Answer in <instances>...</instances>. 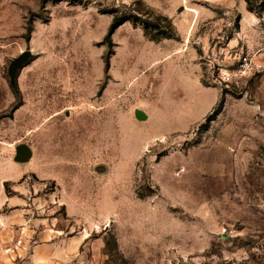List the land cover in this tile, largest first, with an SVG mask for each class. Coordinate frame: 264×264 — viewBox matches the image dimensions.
<instances>
[{
  "label": "rangeland",
  "instance_id": "obj_1",
  "mask_svg": "<svg viewBox=\"0 0 264 264\" xmlns=\"http://www.w3.org/2000/svg\"><path fill=\"white\" fill-rule=\"evenodd\" d=\"M249 2L0 0V161L33 150L0 192V264H36L52 240L43 264H264V0ZM133 9L170 19L174 40L126 21L109 46ZM175 40L203 89L167 57ZM27 49L15 90L8 67ZM245 55L261 70L238 74Z\"/></svg>",
  "mask_w": 264,
  "mask_h": 264
},
{
  "label": "crops",
  "instance_id": "obj_2",
  "mask_svg": "<svg viewBox=\"0 0 264 264\" xmlns=\"http://www.w3.org/2000/svg\"><path fill=\"white\" fill-rule=\"evenodd\" d=\"M173 40L174 39H171V38L170 39L169 38H165L163 41H159L156 44H162L163 45V44L168 43V42L173 41ZM176 43H177L176 46L174 45L173 49H171L167 53V57H169L172 54L176 53V55H180V58L182 59V61H185V63H190L191 64V69L189 70V73H190L191 79L193 81V85H194V87L196 89H198V88L203 89L204 88V83H203V80H202V71H201V66L197 62V59H196V56H197L196 51L194 50V48L190 49L189 46L186 49L183 48L185 43H178L177 41H176ZM160 60L161 59H156L154 61V63H157ZM106 90H107V87L105 89V92H106ZM105 92H104V94H105ZM104 94H103V98H104ZM85 107H89L91 109V107L89 105H84L83 108H85ZM105 109H107V106H105ZM138 109H140V110L145 112V114L147 116V118L145 120H140V119L137 118L136 111ZM67 115L69 116V113H67ZM134 117L136 119L134 121H140L141 122V121H146L149 116H148L147 111H145V109L134 108ZM101 132L102 131H100V133ZM146 138H149L150 139L149 142H152V141L155 140L156 136H151V137H146ZM31 159L28 162H30ZM48 161L60 162L58 159H55V158H52V157H50V158L48 157ZM28 162H24V163L28 164ZM17 163H22V162L15 161L14 157H13V161L10 160L9 158L1 159V161H0V178H2V184L0 185V192L4 191V185H3L4 181L5 180L14 179L15 178L14 175H16V174L18 175L19 174L17 171L23 169V168H20L17 165ZM7 165H10V166L12 165V168L9 169L7 167ZM103 168H105V165H96L95 166V170L98 173L105 172V169H103ZM89 173L91 175V171H89ZM5 182H7V181H5ZM2 196H3V194L1 195L0 205L1 204H6L7 201L9 200V197L7 195H5V197H2ZM78 203L80 204V200L78 201ZM64 205H65V210H66L68 216H72V217L73 216H77V215L79 216V214L81 213V211H77L76 210V206H77L76 203H74V204L66 203ZM82 206L85 207V204L81 203V208H83ZM85 239H86V236L79 237V239L77 241L76 240L72 241L70 251H68V253H66V254L64 253V255H67V254L73 255L75 253V250L77 249V247L80 246ZM55 249H56V245H55V242H53V240L52 241H48V243H46L45 245L36 246L35 254L32 257L33 262H35L36 264H43V263H48L50 261H52V262L55 261V258L60 256L59 253L55 252Z\"/></svg>",
  "mask_w": 264,
  "mask_h": 264
},
{
  "label": "trees",
  "instance_id": "obj_3",
  "mask_svg": "<svg viewBox=\"0 0 264 264\" xmlns=\"http://www.w3.org/2000/svg\"><path fill=\"white\" fill-rule=\"evenodd\" d=\"M248 3L249 0H247ZM249 9L252 10V8L249 6ZM164 20L167 21L166 24L163 23V20L161 16H159L157 19H153L151 17H143L141 16L138 11L136 10H130L128 13L124 15H116L108 29V33L106 35V39L109 40V46H112L111 36L115 32V30L125 23L126 21H132L134 23H140L144 29L145 35L149 37L151 40L159 41L162 38H174L176 37V31L173 27L172 22L168 18H164ZM106 61V68L109 67V57H107ZM114 242L116 240L114 239ZM108 245V242H107ZM116 251L118 250L117 245H115ZM114 248V246H113ZM181 264H191L188 262H181Z\"/></svg>",
  "mask_w": 264,
  "mask_h": 264
},
{
  "label": "water",
  "instance_id": "obj_4",
  "mask_svg": "<svg viewBox=\"0 0 264 264\" xmlns=\"http://www.w3.org/2000/svg\"><path fill=\"white\" fill-rule=\"evenodd\" d=\"M33 60V53L30 49L24 50L18 56L14 57L8 67V73L10 77V84L16 90L18 87V77L21 70L28 65ZM136 116L140 120H145L147 118L144 111L138 109L136 111ZM33 156V151L30 146L26 143L18 144L15 147L14 159L17 162H28Z\"/></svg>",
  "mask_w": 264,
  "mask_h": 264
},
{
  "label": "built area",
  "instance_id": "obj_5",
  "mask_svg": "<svg viewBox=\"0 0 264 264\" xmlns=\"http://www.w3.org/2000/svg\"><path fill=\"white\" fill-rule=\"evenodd\" d=\"M262 64L257 63L256 61L251 58L249 55H245L240 60V68L238 69V74L242 75L245 73L253 72L256 70H261Z\"/></svg>",
  "mask_w": 264,
  "mask_h": 264
}]
</instances>
